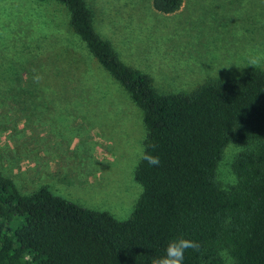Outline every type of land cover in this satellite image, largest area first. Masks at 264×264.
I'll use <instances>...</instances> for the list:
<instances>
[{"label": "rangeland", "instance_id": "rangeland-1", "mask_svg": "<svg viewBox=\"0 0 264 264\" xmlns=\"http://www.w3.org/2000/svg\"><path fill=\"white\" fill-rule=\"evenodd\" d=\"M87 2L100 36L161 93L239 76L252 67L250 54L264 53V0H184L171 14L152 0ZM69 21L54 0H0V172L23 194L47 185L125 220L143 190L135 179L143 110ZM246 147L225 148L217 171L224 186L236 182L232 164ZM221 257L234 264L227 250Z\"/></svg>", "mask_w": 264, "mask_h": 264}, {"label": "trees", "instance_id": "trees-1", "mask_svg": "<svg viewBox=\"0 0 264 264\" xmlns=\"http://www.w3.org/2000/svg\"><path fill=\"white\" fill-rule=\"evenodd\" d=\"M101 65L143 110L147 153L135 179L142 193L128 219L81 206L41 186L23 194L0 172V264H152L174 239L201 244L183 264H264V70L209 77L191 91L161 93L150 74L121 60L94 27L87 0H54ZM184 0H152L161 13ZM247 145L234 159L236 182L224 186L218 166L230 143ZM154 146V147H153Z\"/></svg>", "mask_w": 264, "mask_h": 264}, {"label": "clouds", "instance_id": "clouds-1", "mask_svg": "<svg viewBox=\"0 0 264 264\" xmlns=\"http://www.w3.org/2000/svg\"><path fill=\"white\" fill-rule=\"evenodd\" d=\"M261 65H264V53H253L247 57L245 66L255 68ZM36 79L39 80L40 77H36ZM139 157L140 160L146 161L151 166H159L160 164L159 157L147 153L143 147L139 149ZM188 250L200 252L201 244L183 237L174 239L167 245L165 255L161 258L153 259L152 264H183L185 252Z\"/></svg>", "mask_w": 264, "mask_h": 264}]
</instances>
